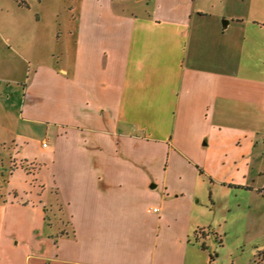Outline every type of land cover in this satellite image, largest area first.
Listing matches in <instances>:
<instances>
[{"label": "crops", "instance_id": "crops-1", "mask_svg": "<svg viewBox=\"0 0 264 264\" xmlns=\"http://www.w3.org/2000/svg\"><path fill=\"white\" fill-rule=\"evenodd\" d=\"M67 3L61 21L55 0H0V143L23 144L0 150V264H215L216 193L257 191L264 0ZM24 39L43 57L25 75ZM39 130L32 181L13 156Z\"/></svg>", "mask_w": 264, "mask_h": 264}, {"label": "rangeland", "instance_id": "rangeland-1", "mask_svg": "<svg viewBox=\"0 0 264 264\" xmlns=\"http://www.w3.org/2000/svg\"><path fill=\"white\" fill-rule=\"evenodd\" d=\"M55 4V11L57 14H60L61 21L64 20V18L66 19L68 7L67 0H55ZM21 11L22 13L19 17L24 24L29 23L30 20H37V18H40V25L47 26V21L50 17L46 18V10H28L26 7H22ZM55 20L56 19H54V21ZM51 21L53 22V19H50L49 23ZM55 29H58L57 25ZM31 30L32 29H29L23 33L28 36L23 37L27 38L29 41L30 37L32 38L33 35L35 37L36 29L32 32ZM23 41L22 48L19 50V53L23 55V60L21 66H17L20 70L22 69V74L25 75V73L32 70V68L35 67L34 65H36L38 61H41L43 57L36 58L35 55L38 54L37 52L35 55L34 53L26 52V45L29 44V41L25 39ZM58 49L61 50L62 47L58 46ZM6 87L10 88L11 86ZM12 87L14 89L18 88L19 90V86ZM5 100L7 101V105H10L9 107L12 109L18 108L22 102V93L18 91L13 99ZM17 111L18 110H15L14 115L17 114ZM42 132V130H39L37 132L38 134L35 136L36 138L33 139V154L31 159L23 158L19 150H17L13 156L14 168L26 167L32 181H35L34 177L38 171L37 168L42 166L43 162L41 161L43 157L46 156L44 153L46 150L41 146L49 142L47 139L43 142L44 138L41 135ZM21 142V139H19L18 144L14 142L11 139V135L8 133L6 136V144L0 143V150L3 152V148H5L9 151L15 144H22ZM1 159L2 157L0 158L1 162L9 163V157ZM246 177L247 184L257 189L253 194L249 191L246 193H244V191L216 193L217 201L212 208V216L215 217L217 214L222 215L224 218L226 217V224L224 223L223 229L218 231L219 235H211L210 243L212 246L209 249L212 251L215 264H264V193L260 194L259 192V189H263L264 187V139L261 140L259 147L251 158V162L247 167ZM206 194V202L211 206L210 192L208 191ZM216 255H218V257H216Z\"/></svg>", "mask_w": 264, "mask_h": 264}, {"label": "built area", "instance_id": "built-area-1", "mask_svg": "<svg viewBox=\"0 0 264 264\" xmlns=\"http://www.w3.org/2000/svg\"><path fill=\"white\" fill-rule=\"evenodd\" d=\"M43 146H44V147H47V144H43ZM155 211H157V210L155 209ZM209 264H213V263L210 262Z\"/></svg>", "mask_w": 264, "mask_h": 264}, {"label": "trees", "instance_id": "trees-1", "mask_svg": "<svg viewBox=\"0 0 264 264\" xmlns=\"http://www.w3.org/2000/svg\"><path fill=\"white\" fill-rule=\"evenodd\" d=\"M264 191V190H263ZM263 257H264V253H263Z\"/></svg>", "mask_w": 264, "mask_h": 264}, {"label": "water", "instance_id": "water-1", "mask_svg": "<svg viewBox=\"0 0 264 264\" xmlns=\"http://www.w3.org/2000/svg\"><path fill=\"white\" fill-rule=\"evenodd\" d=\"M154 187H155V186H154ZM154 187H153V188H154Z\"/></svg>", "mask_w": 264, "mask_h": 264}]
</instances>
